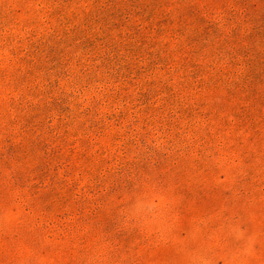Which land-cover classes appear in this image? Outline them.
<instances>
[{
  "label": "rangeland",
  "instance_id": "obj_1",
  "mask_svg": "<svg viewBox=\"0 0 264 264\" xmlns=\"http://www.w3.org/2000/svg\"><path fill=\"white\" fill-rule=\"evenodd\" d=\"M0 264H264V0H0Z\"/></svg>",
  "mask_w": 264,
  "mask_h": 264
}]
</instances>
